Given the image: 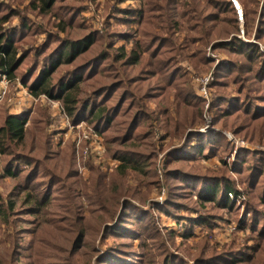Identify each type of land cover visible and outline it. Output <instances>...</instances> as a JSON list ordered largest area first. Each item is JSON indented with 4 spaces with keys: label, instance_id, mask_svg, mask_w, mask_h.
Instances as JSON below:
<instances>
[{
    "label": "rangeland",
    "instance_id": "374dc122",
    "mask_svg": "<svg viewBox=\"0 0 264 264\" xmlns=\"http://www.w3.org/2000/svg\"><path fill=\"white\" fill-rule=\"evenodd\" d=\"M238 1L0 0L23 59L0 125L26 120L0 145V264H264V0ZM66 42L77 100L33 94Z\"/></svg>",
    "mask_w": 264,
    "mask_h": 264
},
{
    "label": "trees",
    "instance_id": "16d2710c",
    "mask_svg": "<svg viewBox=\"0 0 264 264\" xmlns=\"http://www.w3.org/2000/svg\"><path fill=\"white\" fill-rule=\"evenodd\" d=\"M45 7H48L49 4H53L54 0H42ZM211 1V0H210ZM214 1V0H212ZM224 3H226L228 6V10H232L235 13V8L233 7V3L231 0H222ZM236 14H230L228 16L224 17L223 22L225 24L223 25V28L225 29H232L234 26L232 24L227 23L228 21H233L234 18H236ZM84 22V25H86L85 20H82ZM216 20L211 18L208 21V27H205V31H207V34L213 33L216 29L217 22ZM211 23V24H210ZM210 24V25H209ZM87 26V25H86ZM232 31V30H230ZM234 32V31H232ZM231 32V33H232ZM228 34L223 32V35L219 36L214 40L215 46L221 43V40L227 39ZM237 41H242L238 37L236 38ZM213 44V45H214ZM222 44V43H221ZM220 44V45H221ZM225 46H231V44H226L224 43ZM17 43L14 42L13 37L6 31L0 29V65H2L4 68H6V73L9 74L10 78H13L15 74L18 72L17 69L19 65L22 63L23 59L17 58ZM78 55V51L75 49V46L73 45L72 42H66V44L63 46L61 50H58L56 56L57 59L53 60L54 65L52 67H48L47 69L44 70L42 73V79L38 82L34 81L30 84V90L33 94L38 95L40 93H47L53 95V92L56 90V88H59L60 90L63 91V94L61 95L62 97H66V100L68 103L74 102L77 99H72V94L74 88L77 86L78 83L76 82H68V83H62V84H55L53 82V74L55 71V65L59 62H70L76 56ZM123 56L126 55V47H123ZM133 63L135 61H138L139 57L138 54L135 53L133 55L128 56ZM185 97L187 95V92L185 91ZM60 97V96H59ZM91 118L94 120H99L101 117H103L100 112L98 113L96 108H93L91 114ZM25 128H26V120L25 118H21L19 115L16 114H9L5 117L3 120V123L0 125V145L3 141L6 140V138L10 140H16L17 142H22L25 138ZM100 129V127H98ZM124 157L126 161H131V159L128 156H121ZM7 172L10 175H16L17 174V169L11 168L8 166V169H6ZM18 175V174H17ZM219 185H221L219 183ZM217 186L212 187V192H217ZM235 192V189L232 187L230 184H226L224 186L220 187L219 192L222 193L224 192L226 194L225 200L229 201L230 198L228 197V192ZM212 197H215L213 194H211ZM0 201L2 199L0 198ZM1 203V202H0ZM40 203H43V200H40ZM3 214L7 213L6 207L2 208V205L0 206ZM81 234L83 233V230H80ZM110 252H115L116 248H112L109 250ZM17 257L14 254H11V257L6 256V262L5 264H16ZM28 264H32L31 260L28 262Z\"/></svg>",
    "mask_w": 264,
    "mask_h": 264
},
{
    "label": "built area",
    "instance_id": "2783aa9c",
    "mask_svg": "<svg viewBox=\"0 0 264 264\" xmlns=\"http://www.w3.org/2000/svg\"><path fill=\"white\" fill-rule=\"evenodd\" d=\"M231 1H233L237 13L240 14L239 15V19L243 20L244 13H243V9H242L241 4L239 3L238 0H231ZM2 81H3V83H7V76H6V74H4Z\"/></svg>",
    "mask_w": 264,
    "mask_h": 264
}]
</instances>
